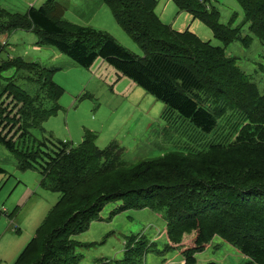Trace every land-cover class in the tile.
Segmentation results:
<instances>
[{
    "label": "trees",
    "instance_id": "1",
    "mask_svg": "<svg viewBox=\"0 0 264 264\" xmlns=\"http://www.w3.org/2000/svg\"><path fill=\"white\" fill-rule=\"evenodd\" d=\"M171 1L206 25L224 47L163 22L156 13L158 0H104L144 57L105 31L67 21V8L58 0H46L24 14L0 5V56L3 35L32 31L37 46H52L80 67L90 69L103 60L164 103L163 119L171 121L177 113L205 135L200 148L171 151L133 165L116 140L102 149L91 133L77 146L48 138L36 144L30 130L60 111L65 91L53 81L54 71L36 62L21 57L0 60V75L9 69L27 71L28 80L39 85L35 95L13 81L0 88V115L5 113L14 124L6 134L7 125L0 131V143L20 160V169L40 171L42 189L60 194L13 264H79L78 249L92 244L75 238L113 202L123 203L114 215L163 211L166 237L173 245L195 233V247L182 253L186 264H196L197 254L215 237L237 249L248 264H264V93L226 51L236 41L249 46L253 37L264 46V0H236L244 15L238 27L232 26L236 15L229 24L220 21L213 0ZM246 25L250 34L243 36ZM4 96L15 103L14 109H2ZM47 101L53 102L49 109L44 107ZM0 174H6L1 166ZM148 250L144 236L128 237L124 261L134 264L132 255Z\"/></svg>",
    "mask_w": 264,
    "mask_h": 264
},
{
    "label": "rangeland",
    "instance_id": "2",
    "mask_svg": "<svg viewBox=\"0 0 264 264\" xmlns=\"http://www.w3.org/2000/svg\"><path fill=\"white\" fill-rule=\"evenodd\" d=\"M45 1L0 0V5L9 12L24 14L30 7L38 8ZM58 1L67 8L65 13L67 21L105 31L135 55L145 56L144 51L117 24L104 0ZM167 1L174 9H172L171 22L165 21V23L180 24L182 16L188 13L184 12L179 17L180 12L175 4L171 0ZM215 1L223 24H229L235 15L232 26L238 27L243 23V10L236 0ZM165 5V0H158L156 9L158 15L165 10ZM166 11L168 12V8ZM191 22L201 39L210 41L213 46L224 47L221 41L214 38L212 31L206 25L198 20ZM198 25L205 34H202ZM248 34L250 31L246 25L243 28V36ZM2 39H6L9 45L3 46L5 51L0 56V60L6 59L9 54L36 62L42 68L54 71L53 81L65 91L59 101L62 107L60 111L46 120L41 127L30 130L31 138L36 144L48 138L77 146L85 139L87 133H91L96 136L95 144L102 149L116 140L124 148L125 160L132 165L159 158L171 151H188L190 147H201L199 140L205 135L199 128L180 118L177 113L171 121L163 119L162 114L166 109L164 103L156 100L130 79L118 74L101 59L90 69H85L52 46L44 45L41 47V52H35L33 44L38 38L34 33L24 30H17L10 35L5 34ZM226 51L228 55L237 59L238 66L253 79L263 94L264 68L261 65L264 64V46L261 41L253 37L249 46L236 41L228 45ZM0 76V88L13 81L32 95H35L39 89L38 83L28 80L31 75L27 71L9 69ZM2 101H4L2 109L9 107L10 111L15 105L6 96ZM52 106L51 101L44 103L47 109ZM20 107L22 104L15 108L10 118H13ZM0 123L7 126L14 125L8 122L6 114L0 115ZM18 126L19 124L15 125L14 131ZM3 128L0 127V131ZM6 130L7 127L3 130V134L7 133ZM19 163L20 160L0 143V165L7 170L6 176H0V210L15 215L12 219L1 215L0 229L4 232L3 235L17 236L18 243L14 247L21 249L32 240L35 229L50 208L57 203L60 194L42 189L40 171L20 169ZM122 205V202L108 204L101 213L100 219L93 222L87 232L75 238L81 244H92L90 247L78 249L82 255L79 264H129L124 261L125 243L131 236H144L149 246V250L144 255H132L134 264H186L182 253L195 247V233L186 235L181 244L173 245L166 237V220L163 211L129 210L114 215L113 212ZM16 227L20 228L18 233ZM3 235L0 237L1 242ZM169 244L172 247L166 249ZM196 260V264H248L249 262L237 249L219 237H215L205 246L204 250L197 254Z\"/></svg>",
    "mask_w": 264,
    "mask_h": 264
},
{
    "label": "crops",
    "instance_id": "3",
    "mask_svg": "<svg viewBox=\"0 0 264 264\" xmlns=\"http://www.w3.org/2000/svg\"><path fill=\"white\" fill-rule=\"evenodd\" d=\"M165 0V10L164 11H161L159 17L162 19L163 22L165 21H168V22H171V14H172V8L171 6H169V2ZM213 3H217L215 0H213ZM166 8H168V12L166 11ZM157 9V8H156ZM178 12H180L178 10ZM182 13L184 12H180V16H182ZM179 14V13H178ZM177 14V15H178ZM182 20H181V23L178 24L177 22H174V23H168L169 25H171L174 29H176L177 31H185L186 29H189L191 31H193L194 33H196L197 35L198 34V31H196L194 29V27H192V22L191 20L193 21L194 19L192 18V16L188 15V14H185V16H182ZM199 29L202 31V34H205V31H203L200 26L198 25ZM27 32H31L33 33L32 31H27ZM200 36V35H199ZM37 43V42H36ZM36 43L33 44V48L35 50V52H41V47H38L36 46ZM100 60V59H98ZM97 60V61H98ZM96 61V62H97ZM103 61V60H102ZM94 66V65H93ZM92 66V67H93ZM118 73V72H117ZM134 83V82H133ZM62 98V97H61ZM60 101V100H59ZM62 108V107H61ZM3 169H5L2 165H0ZM6 170V169H5ZM6 173H7V170H6ZM0 176H6L5 174H0ZM51 209V208H50ZM0 212H3V214H0L1 215H5L6 217H9L10 219H12L15 215H13L12 213H7L6 210H0ZM49 212V211H48ZM48 214V213H47ZM46 217V216H45ZM44 220V219H43ZM43 222V221H42ZM41 222V223H42ZM40 223V224H41ZM40 226V225H39ZM38 226V227H39ZM37 227V228H38ZM37 228L35 229V232L36 233V230ZM17 229V233L20 231V228L19 227H16ZM3 231L0 229V237L3 235ZM2 242L0 241V264H10L11 262H13L16 257L18 255L21 254V252L23 251V248L19 249L17 247H14L15 244L18 243V237L17 236H12V235H9V236H6V235H3L2 237ZM9 244V245H7ZM12 246V247H11ZM18 258V257H17ZM16 261V260H15Z\"/></svg>",
    "mask_w": 264,
    "mask_h": 264
},
{
    "label": "clouds",
    "instance_id": "4",
    "mask_svg": "<svg viewBox=\"0 0 264 264\" xmlns=\"http://www.w3.org/2000/svg\"><path fill=\"white\" fill-rule=\"evenodd\" d=\"M31 8V7H30ZM1 41H2V47L3 46H5V47H7L8 45H9V43H8V41L6 40V39H1ZM3 42H5V44H3ZM39 47V46H38ZM3 50L5 51V48L3 47ZM3 51V52H4ZM6 58H9V59H13L14 57L13 56H9V54L7 55V57ZM5 114V113H4ZM3 114V115H4ZM0 124H2V123H0Z\"/></svg>",
    "mask_w": 264,
    "mask_h": 264
},
{
    "label": "built area",
    "instance_id": "5",
    "mask_svg": "<svg viewBox=\"0 0 264 264\" xmlns=\"http://www.w3.org/2000/svg\"><path fill=\"white\" fill-rule=\"evenodd\" d=\"M200 1H203V0H200ZM3 44H5V42H3ZM5 125H3V123L2 124H0V127H4ZM7 128H8V126H6ZM7 131V130H6ZM3 212H0V214H2Z\"/></svg>",
    "mask_w": 264,
    "mask_h": 264
}]
</instances>
